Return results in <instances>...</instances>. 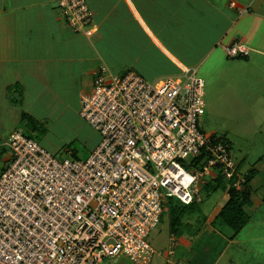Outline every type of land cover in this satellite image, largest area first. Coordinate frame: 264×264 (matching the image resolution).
I'll list each match as a JSON object with an SVG mask.
<instances>
[{
	"label": "built area",
	"instance_id": "built-area-1",
	"mask_svg": "<svg viewBox=\"0 0 264 264\" xmlns=\"http://www.w3.org/2000/svg\"><path fill=\"white\" fill-rule=\"evenodd\" d=\"M58 6L74 33L94 23L87 0ZM225 52L247 57L251 49L235 42ZM204 88L195 69L149 82L101 66L81 98L80 116L100 137L88 158L57 159L12 132L0 174V264H150L148 237L169 198L199 204L217 175L242 191L246 174L236 171L231 143L200 127Z\"/></svg>",
	"mask_w": 264,
	"mask_h": 264
},
{
	"label": "crops",
	"instance_id": "crops-1",
	"mask_svg": "<svg viewBox=\"0 0 264 264\" xmlns=\"http://www.w3.org/2000/svg\"><path fill=\"white\" fill-rule=\"evenodd\" d=\"M58 2L0 0V137L2 128L28 129L26 119L40 122L70 108L66 106L74 96L80 99L81 107L82 97L78 95L84 87L79 85L89 74L92 91L101 66L114 74L115 69H121L120 74L134 71L156 82L181 75L182 68L202 69L218 77L221 69L235 70L241 65L239 72L250 76L253 88L264 80V0H87L94 23L74 35ZM235 42L248 46L250 57H228L225 47ZM21 92L23 104L22 99L14 98ZM13 111L16 118L10 119ZM244 161L245 157L240 161V171L247 173L249 170L243 171ZM254 169L257 177L264 169V160L260 159ZM218 190L223 191L221 198L200 208L202 200L185 216L193 222L191 226L185 221L186 232L182 226L178 234L170 232L182 251L180 255L170 252L166 260L199 264L190 253L196 241L206 237L214 238L212 248L219 252L209 264H217L226 249L232 262L237 254L233 252L235 246L246 250L247 245L256 243L255 248H263L264 180L255 184L251 181L247 188L250 220L241 232L255 225L258 233L251 242L240 241L241 232L231 238L228 227L216 218L229 200L224 188ZM256 263L264 261L257 257Z\"/></svg>",
	"mask_w": 264,
	"mask_h": 264
},
{
	"label": "rangeland",
	"instance_id": "rangeland-1",
	"mask_svg": "<svg viewBox=\"0 0 264 264\" xmlns=\"http://www.w3.org/2000/svg\"><path fill=\"white\" fill-rule=\"evenodd\" d=\"M70 32L73 35L75 34L71 29ZM125 60L128 61V59ZM237 68L234 70L233 68L225 67V69H221L218 77L209 74L208 71L204 72L202 69H199L197 72V75L203 78L205 82V114H203L200 119V127L206 133L213 134L216 137L226 138L231 143L235 160L240 162L245 157L246 161L243 162L245 170L243 168V171H246V169H254L256 163L260 159L264 160V80L260 79L258 81L259 85H255V88H253V86L249 84L251 79L250 76L243 75L239 72L242 69L241 65ZM115 70V74L121 73V69ZM177 75H180V73H177ZM237 76H240L241 79H238ZM85 77L86 81L83 80V83L79 85V88L84 87L79 90L78 96L80 98L82 97V93L86 92L83 94L85 95L91 92V76L87 74ZM49 89L51 90V88ZM14 98L17 101L22 99L21 102L23 104L22 92L19 93V95L14 94ZM69 106L70 108L68 109L65 108L61 112L53 113V117H50V115L43 121H33L37 127L36 130H28L25 129L24 126L17 128V130L23 132L25 135H31L33 139L43 145L57 159L69 158L85 160L91 154L92 149L99 143L100 137L91 126L81 118L80 99L74 96L71 100V104H68L66 107ZM9 117L10 119H15V111H13ZM10 126L11 124L9 127ZM8 129L10 130L1 129V133H3L1 135L3 136L0 137V174L10 159V150L6 145V141L14 130L11 131V128ZM189 161L190 160H186L184 162L185 165H187ZM253 179L254 180H251L252 184L263 182L264 169L257 177H253ZM222 194V190L209 193L201 188V196L204 202L200 208H204L207 202L212 204V201L216 198H221ZM163 214L161 223L150 232L148 237V242L156 251L150 264H173V261L169 259L166 260L169 257L168 254L175 251L180 255V251H182L180 249L181 247L177 246L179 242H177L176 245L174 243L175 240L173 242L171 239L167 209ZM188 219L191 221V218ZM185 221L187 220L184 217L181 229H184L186 232L188 229L185 226ZM189 221H187V224L192 226L193 222ZM255 228V225L247 227L240 233L239 240L243 241L249 239L251 242V239H254V234L258 233V231L255 232ZM228 231H230L229 228ZM230 233L232 234L231 231ZM177 238L179 240L178 236ZM213 239L211 237H206L205 240L201 239L197 241L194 239L196 245L194 246L195 248L193 246V249L191 248V259H194L195 262L198 261L199 264H209L212 258H218L219 252L212 248ZM207 244L210 245V248ZM255 244L256 243L247 245L246 250L235 246L233 252L237 254L236 259L232 262L228 260L229 253L226 249L223 255L218 259L217 264H249L250 262L258 264L256 263L257 257L264 261V244L262 249L255 248ZM193 255L196 256L194 257ZM121 261L123 262L105 259L102 264H130L126 259H122Z\"/></svg>",
	"mask_w": 264,
	"mask_h": 264
},
{
	"label": "trees",
	"instance_id": "trees-1",
	"mask_svg": "<svg viewBox=\"0 0 264 264\" xmlns=\"http://www.w3.org/2000/svg\"><path fill=\"white\" fill-rule=\"evenodd\" d=\"M250 55L247 57L239 56L235 58L246 59L250 57ZM25 117L26 116H24V118ZM26 120L28 123L26 124V122L24 121L25 122L24 125L28 127V130L29 129L36 130L37 127L33 122V120H29V119ZM26 135L31 137V135L28 134ZM235 161L237 163L236 171L242 172L240 171L242 163L238 162L237 160ZM245 174H246V183L244 184V189L242 191H237L235 188L230 187V184L226 180H224L223 177L218 175L216 178H213L212 181L206 183L202 187L204 191L209 193L215 192L220 188H224L227 191L229 200L226 203V205L221 209V211L219 212L216 218L220 219V221L223 222V224H225L229 228V230L232 232L231 238L236 237L244 229V227L248 224L250 220V216L246 212V207L251 203L250 194L247 191V188L253 177L256 175V170L251 169L247 173L245 172ZM195 205L197 204L194 203V204L186 205L176 198H169L167 200L164 207V212L167 209L169 214V230L172 234L174 235L178 234V229L181 228L184 217L194 209Z\"/></svg>",
	"mask_w": 264,
	"mask_h": 264
}]
</instances>
